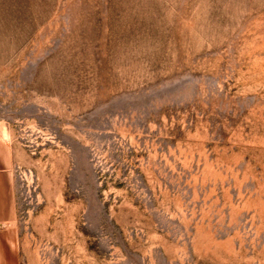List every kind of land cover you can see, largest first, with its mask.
I'll list each match as a JSON object with an SVG mask.
<instances>
[{"label": "rangeland", "instance_id": "rangeland-1", "mask_svg": "<svg viewBox=\"0 0 264 264\" xmlns=\"http://www.w3.org/2000/svg\"><path fill=\"white\" fill-rule=\"evenodd\" d=\"M0 142L11 264H264V0H0Z\"/></svg>", "mask_w": 264, "mask_h": 264}, {"label": "crops", "instance_id": "crops-1", "mask_svg": "<svg viewBox=\"0 0 264 264\" xmlns=\"http://www.w3.org/2000/svg\"><path fill=\"white\" fill-rule=\"evenodd\" d=\"M13 162L11 147L0 142V264H11L14 250L19 249L18 216L14 211L13 195L7 201V188L13 187ZM13 191V190H12ZM9 204L10 211L4 210ZM7 207V206H6ZM10 260V261H9Z\"/></svg>", "mask_w": 264, "mask_h": 264}]
</instances>
